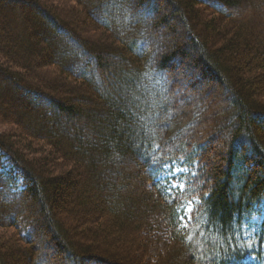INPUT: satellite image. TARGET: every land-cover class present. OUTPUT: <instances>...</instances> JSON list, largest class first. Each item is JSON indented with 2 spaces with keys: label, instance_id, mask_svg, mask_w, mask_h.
Wrapping results in <instances>:
<instances>
[{
  "label": "trees",
  "instance_id": "1",
  "mask_svg": "<svg viewBox=\"0 0 264 264\" xmlns=\"http://www.w3.org/2000/svg\"><path fill=\"white\" fill-rule=\"evenodd\" d=\"M70 1L0 0V125L14 127L0 133V264H264V21L243 12L253 1ZM205 77L218 98L184 103ZM168 166L185 169L183 192L168 191ZM115 232L135 255L109 253ZM166 235L169 253L140 260Z\"/></svg>",
  "mask_w": 264,
  "mask_h": 264
},
{
  "label": "rangeland",
  "instance_id": "2",
  "mask_svg": "<svg viewBox=\"0 0 264 264\" xmlns=\"http://www.w3.org/2000/svg\"><path fill=\"white\" fill-rule=\"evenodd\" d=\"M44 1L46 3L50 2L52 5H55L56 8H57V10H59L60 6H63V5H66L67 6V3L70 4V6L73 4L71 1L69 2V0H65V3L66 4H63L62 3L63 2L62 0H44ZM252 1L253 2L257 1L258 2L259 0H252ZM253 2L252 3H249V4H246L247 8L243 12H245V14H246V20L249 21V22L251 20V23L254 22V24H255L260 18L264 21V0H262L261 3H257L255 6H253ZM258 14H260V16ZM88 23H89V21H88ZM89 24H87V26H89ZM93 25L95 26L94 23H93ZM255 26H256V24H255ZM90 27H91V25H90ZM257 28L259 29V27H257ZM263 28H264V26H263ZM94 33L99 38L101 36H103V35L108 36L107 35L108 34L107 32L105 34V32L100 31L99 29H97V30L95 29V32ZM177 37H179V34H177ZM256 37H257L256 39H261V41L264 42V33L259 32V36H256ZM155 43L158 46H162L163 45L162 44L163 42L162 43L161 42H158V43L155 42ZM179 71L182 74V76H180L181 79L184 78L183 75L186 77V79L185 78L182 79L183 80V83H186V82L190 83L191 81H189L187 79H190L191 80L193 78V76L191 74V71H193V70L191 68L189 69V66L188 65L187 66L186 65L185 66L180 65ZM201 75H202V73H201ZM112 81H114V86L116 88H118L119 83L116 82L117 79L114 78V80H113V78H112ZM202 81H204V85H200L197 88V90H194L193 92H191L192 94L190 95V97H187V99L183 101L184 103H187L189 101H192V99H195L194 102L196 104H198L199 101H203V100H206V101L207 100L208 101L209 100H214L213 99L214 97H217L218 98V94L216 95V92L218 90V85H216L212 81H209V78H206V77L203 78ZM205 88H209L210 89L209 92L212 93V95H211V97H209V99H207L208 98L207 97V94L206 95H203V96L200 95V94L197 95L199 92H204ZM196 91H198V92H196ZM223 101H224V99H223ZM209 103H211V101H209ZM214 103H217V102H214ZM169 113L171 114V112H169ZM207 116H208V114H207ZM218 122L222 123L221 120H218ZM13 128L14 127L13 126L11 127L10 125H0V133L9 132ZM89 135H91V134H89ZM224 143H225V141L222 138L220 140H217L216 143H215V145H216L215 148H213V150H209V152L207 153V156L209 157L211 163L217 162L218 159L220 158V156H221L220 153H217L216 154V152H221L222 150H224V145H223ZM213 152H215V155H213ZM129 172L132 175V177H131L130 180L131 181L133 180L132 181L133 183H134V181H135V183H137L138 182L137 181V174L139 173V168H137V167L136 168L135 167H131V169H129ZM138 186H139V184H138ZM84 187L85 186L83 185L82 188H84ZM140 192H143V191H141V187H140V191L137 189L136 195L140 196ZM90 194H92V192ZM3 231H4V229L0 228V232H3ZM5 231H6V229H5ZM116 233L117 232L110 234V241L105 244V247L109 248V251H110L109 253H111V254L117 253V254L125 255L126 254L125 252L130 253L129 250L130 251L132 250L133 255H135V253L133 251V247L131 248V246L128 243H126L125 241L123 242L122 241L123 236L122 235H119V234H116ZM132 233L134 235L133 237L137 240V238H139L138 235L134 231H132ZM127 238H131V236H128ZM102 239L105 240L106 237H103ZM40 240H41V238H40ZM40 243H41V241H40ZM44 244H45V242H44ZM171 248H172V238L169 235H166L164 237V239L163 238L162 239H156L154 243H149L147 257L146 258L142 257V259H140V260L145 261L146 259H148V260L150 259V260H152V262L154 260L155 261H158L160 259V257L161 256H164L168 251L171 250ZM48 250L50 252L52 250V248L49 246L48 247ZM55 252L56 253H54L53 256L47 255V257H45V259L52 258L54 260V259H57L59 256H61V253L59 254L57 250H55ZM123 253H125V254H123ZM170 254H171V252H170ZM170 254H168V255H170ZM65 255L66 254H62V256H64V257H65ZM46 263L47 262L44 261V264H46ZM83 264H89V263L83 262Z\"/></svg>",
  "mask_w": 264,
  "mask_h": 264
},
{
  "label": "snow or ice",
  "instance_id": "3",
  "mask_svg": "<svg viewBox=\"0 0 264 264\" xmlns=\"http://www.w3.org/2000/svg\"><path fill=\"white\" fill-rule=\"evenodd\" d=\"M156 147L159 148V145H156ZM168 167H172V166H168ZM184 171L185 169L172 167V171L169 172V176L172 177L173 179L168 188V191H172L173 188L178 189L180 192H183L185 190V181L181 180V178L176 175L177 173H182ZM193 175H195V173H193ZM200 205H201V201L199 200H196L195 205L191 201L187 203V206L184 207L183 210L185 211V213L188 214L189 219L192 218L193 212L199 211ZM181 219H183V217ZM249 247H251V245H249Z\"/></svg>",
  "mask_w": 264,
  "mask_h": 264
}]
</instances>
